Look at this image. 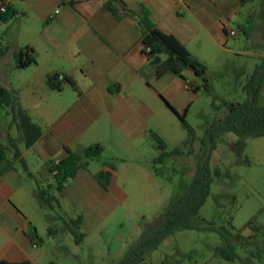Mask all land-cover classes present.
Instances as JSON below:
<instances>
[{
  "label": "crops",
  "instance_id": "1",
  "mask_svg": "<svg viewBox=\"0 0 264 264\" xmlns=\"http://www.w3.org/2000/svg\"><path fill=\"white\" fill-rule=\"evenodd\" d=\"M108 1L0 0V5L14 10L8 20L0 12V43L9 45L8 53L0 58V82L18 95L21 104L22 88L31 91L37 100V123L42 127L41 137L31 147L25 146L14 119L17 135L8 127L0 128V142L14 138L34 174L28 175L15 161L14 168L0 176V264L3 260L41 264L45 250L38 221L51 219L57 209L65 206L73 216L70 219L81 215L82 226L88 227L118 200L128 197L108 159L94 168L92 159L60 194L54 191L50 165L68 155L66 147L82 152L99 143L105 153L113 145L117 152H126L118 156L134 161L143 155V143L153 139L152 133L159 134L161 112L169 109L175 113L164 98L179 112L190 108L198 92L193 88L201 80L191 68L183 71L184 78L171 71L156 75L144 52L137 13L141 6L150 10L158 28L174 34L199 60L198 48L210 42L221 45L231 30L238 32L233 23L248 30V23L264 18V0H122L130 14L116 0L111 5L116 12L110 11ZM25 46L35 49L37 61L18 68L15 52ZM160 57L167 58L165 54ZM16 69L26 70V79H2ZM53 73L73 77L81 93L70 85L61 91L50 88L47 77ZM3 108L12 115L8 107ZM159 154L157 150L148 159L153 173L158 169L154 159ZM8 157L12 159V151ZM101 169L113 173L108 189L95 177ZM49 185L59 197L54 208L38 195L40 186ZM33 228L38 234L35 240L30 236Z\"/></svg>",
  "mask_w": 264,
  "mask_h": 264
},
{
  "label": "rangeland",
  "instance_id": "2",
  "mask_svg": "<svg viewBox=\"0 0 264 264\" xmlns=\"http://www.w3.org/2000/svg\"><path fill=\"white\" fill-rule=\"evenodd\" d=\"M232 25L238 32L226 37L223 44L210 42L198 48L200 61L207 66L209 91H198L187 113V120L197 132L195 140L184 144L188 133L178 116L168 109L161 112L158 135L166 142L168 151L180 148L181 152L172 153L164 163H157L156 173L148 164V159L160 150L154 138L143 143V155L134 161L118 156L126 152L122 149L117 152L113 145L94 158L93 168L99 167L105 159L113 161L119 183L128 197L118 200L91 226H81L80 231L85 234L81 242H77L67 228L69 217L73 216L65 206L57 209L51 219L41 218L39 235L45 250L41 264L51 261L55 264H116L148 232L159 227L166 207L180 198L192 181L204 151L201 140L206 127L214 118L224 117L230 103L248 99L243 87L255 68L263 63L264 18L258 23H248L247 32ZM26 76V70L16 69L2 79L14 82ZM20 97L33 120L39 122L37 100L31 91L23 87ZM260 103L264 105V87ZM12 122L13 115L0 107V128L8 127L17 135ZM210 164L218 167L221 175L213 182L210 196L195 217V227L177 228L146 255L144 264H244L239 260L228 261L217 253L216 247L224 239L216 229L208 226L232 223L235 231L249 237L254 233L247 226L250 220L264 225V136L223 134L211 151ZM51 230L56 232L51 233ZM237 245L241 256L264 264V253L260 257L257 254L263 246L261 235L253 237L252 242L238 240Z\"/></svg>",
  "mask_w": 264,
  "mask_h": 264
},
{
  "label": "trees",
  "instance_id": "3",
  "mask_svg": "<svg viewBox=\"0 0 264 264\" xmlns=\"http://www.w3.org/2000/svg\"><path fill=\"white\" fill-rule=\"evenodd\" d=\"M113 1L109 0L106 7L116 12L111 6ZM118 1L126 13L130 14L131 10L122 2ZM247 0H242L246 2ZM139 25L142 32V39L145 46L144 52L148 56L150 63L155 67L156 75L162 76L164 73L171 71L184 78L183 71L186 68L194 70L195 75L201 80V84L193 88L195 92L199 90L209 91V80L206 76L207 66L195 57L188 47L180 41L174 34L167 33L156 26L150 10L141 6L138 10ZM2 18L8 20L14 15V10L8 8L7 12L1 13ZM242 29L247 32L245 28ZM9 51V45L0 43V58L6 55ZM165 54L166 59L162 60L161 55ZM15 58L18 68H25L32 63H36L37 54L33 47L25 46L19 48L15 52ZM63 78H60V75ZM47 83L50 88L61 91L66 85H70L74 90L81 93L75 79L68 74L53 73L48 75ZM191 85V84H190ZM264 87V60L258 65L254 72L248 77L244 90L248 95L245 102H232L227 107V114L221 118H214L204 131L202 144L204 151L198 162L192 181L186 192L177 200L173 201L161 215L160 225L158 228L148 232L146 236L133 246L125 257L116 264H144L146 255L159 245L177 228H193L195 227L194 219L200 214L201 208L206 203L211 194L212 184L217 177L221 175V170L218 167H212L210 164V155L212 149L217 146V141L220 136L225 133L233 132L240 137H260L264 136V105L260 103L261 92ZM169 107L176 113L181 121L182 126L188 133V137L184 144L192 143L197 135L196 129L187 120L189 106L183 112L177 111L168 101ZM0 107H8L13 119L17 121L18 127L22 134V140L26 147H31L42 135V127L35 122L30 113L22 106L18 95L11 89L5 87L0 82ZM154 140L161 150L160 154L154 159V163H164L166 158L172 153H180V148L167 150L166 142L157 133H152ZM68 155L57 163H51L50 170L54 173V189L60 194L69 179L74 178L81 169H87L90 161L100 156L104 151V146L99 143L86 146L82 152H75L69 147H66ZM13 152V157H8V152ZM209 152V153H207ZM19 161L28 175L34 176L29 171L25 159L18 146L17 141L9 136L8 143L0 142V176L7 170L14 168V162ZM113 173L110 170H99L95 173V177L106 189L109 188ZM50 187L38 188V195L44 201L45 205L54 208L59 203V197L50 191ZM83 223V217L78 216L77 219H70L67 222V227L75 236L77 242H81L85 234L80 231ZM254 233L245 237L238 231L232 223L228 226L223 225L215 227L214 225L208 228L216 229L223 237L224 241L217 245V253L228 261H241L244 264H256L251 258H244L238 252V240L252 242L253 237L261 235L263 237V246L257 250V254L262 256L264 253V225L258 224L255 219H252L247 224ZM51 230V233H55ZM33 240L38 238L35 228L30 232ZM2 264H30L28 261L8 262L2 261ZM54 264V263H51Z\"/></svg>",
  "mask_w": 264,
  "mask_h": 264
},
{
  "label": "built area",
  "instance_id": "4",
  "mask_svg": "<svg viewBox=\"0 0 264 264\" xmlns=\"http://www.w3.org/2000/svg\"><path fill=\"white\" fill-rule=\"evenodd\" d=\"M7 6L6 5H0V12L1 13H5V12H7ZM56 12H59V10H57ZM236 34V31L235 30H231L230 31V35H235ZM60 78H63V75L61 74L60 75ZM35 246H37V244H34Z\"/></svg>",
  "mask_w": 264,
  "mask_h": 264
}]
</instances>
